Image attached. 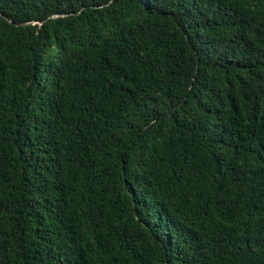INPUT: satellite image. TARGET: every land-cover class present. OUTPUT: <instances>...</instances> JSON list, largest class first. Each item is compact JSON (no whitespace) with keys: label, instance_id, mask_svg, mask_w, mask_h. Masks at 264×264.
Returning a JSON list of instances; mask_svg holds the SVG:
<instances>
[{"label":"trees","instance_id":"16d2710c","mask_svg":"<svg viewBox=\"0 0 264 264\" xmlns=\"http://www.w3.org/2000/svg\"><path fill=\"white\" fill-rule=\"evenodd\" d=\"M0 264H264V0H0Z\"/></svg>","mask_w":264,"mask_h":264}]
</instances>
